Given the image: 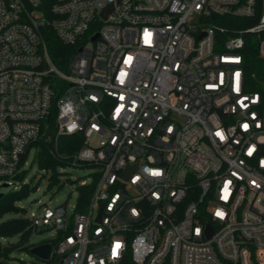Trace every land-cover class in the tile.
I'll return each mask as SVG.
<instances>
[{"label": "built area", "instance_id": "obj_1", "mask_svg": "<svg viewBox=\"0 0 264 264\" xmlns=\"http://www.w3.org/2000/svg\"><path fill=\"white\" fill-rule=\"evenodd\" d=\"M261 4L220 40L258 0H0V188L35 145L95 169L84 211L28 217L57 232L44 262L264 264V79L244 56L253 36L264 59Z\"/></svg>", "mask_w": 264, "mask_h": 264}, {"label": "trees", "instance_id": "obj_2", "mask_svg": "<svg viewBox=\"0 0 264 264\" xmlns=\"http://www.w3.org/2000/svg\"><path fill=\"white\" fill-rule=\"evenodd\" d=\"M257 12L254 17L251 18H241V17H219V23L224 27H227V31H224L223 34L218 35V39L224 40L228 36L235 34L240 28L246 26L254 25L259 22L260 10H261V0H258ZM237 30V31H234ZM257 38L253 36L250 37V40L247 42L244 48V56L246 59V67L249 73L257 72L259 78L264 79V59L260 57L258 52V41ZM50 51L55 63L64 68L66 66V57L70 56L74 50L69 45L63 44L58 40V38L53 34L49 38ZM82 138L78 135L64 136L61 139L60 152L65 154H71L75 152L82 146ZM48 150L42 149L38 158L39 164L41 167L46 169H51L53 171L52 176L49 180L48 187L54 185V181L58 179L57 168L62 165L69 164V160L61 159L58 155L51 156L47 152ZM23 175H20L19 178L23 179ZM96 181H92L86 185L80 186V192L77 200V209L84 211L90 200L92 198V193ZM31 186L29 184H23L19 190L12 191L8 194H4L0 198V261L1 264H8L7 259L10 252L16 247L15 244L3 245L1 239L5 237H12L20 234L21 240H26L30 233L34 230L29 218L27 217H13L5 219L7 213L16 211L19 213L20 208L16 205V202L28 197L31 192ZM125 264H130L127 261Z\"/></svg>", "mask_w": 264, "mask_h": 264}, {"label": "rangeland", "instance_id": "obj_3", "mask_svg": "<svg viewBox=\"0 0 264 264\" xmlns=\"http://www.w3.org/2000/svg\"><path fill=\"white\" fill-rule=\"evenodd\" d=\"M38 145H35L29 153L28 164L25 165L24 184L31 186L30 195L16 202L19 206V213L13 211L5 215V219L13 217H29L33 212L41 214L44 207H56L61 204L67 205L68 212H74L81 182L93 180V167H78L71 164L59 166L57 168L58 179L54 181V185L48 187L50 177L53 171L40 166L38 158ZM20 182V185H23ZM14 189V186L2 187L0 192L8 194ZM54 229L42 231H32L26 240H21V235L2 238L3 245L15 244L16 247L10 252L7 259L8 264H47L31 251L33 246L49 242L57 237Z\"/></svg>", "mask_w": 264, "mask_h": 264}, {"label": "water", "instance_id": "obj_4", "mask_svg": "<svg viewBox=\"0 0 264 264\" xmlns=\"http://www.w3.org/2000/svg\"><path fill=\"white\" fill-rule=\"evenodd\" d=\"M108 10H106L104 12V14L107 13ZM98 35L94 36L93 39H95ZM7 186V185H6ZM4 195V193L0 192V198ZM103 209V208H102ZM212 228L209 227V233H208V237H210L212 235ZM31 251L34 252V254H36L40 259L42 260H47L49 259L50 255L52 254V245L49 242H45L36 246H33L31 248Z\"/></svg>", "mask_w": 264, "mask_h": 264}, {"label": "snow or ice", "instance_id": "obj_5", "mask_svg": "<svg viewBox=\"0 0 264 264\" xmlns=\"http://www.w3.org/2000/svg\"><path fill=\"white\" fill-rule=\"evenodd\" d=\"M218 215H221V213H218ZM119 247H120L119 244H117V245L115 246V248H114V254H115V249H117V248H119Z\"/></svg>", "mask_w": 264, "mask_h": 264}]
</instances>
